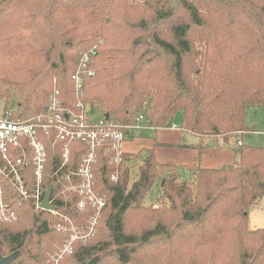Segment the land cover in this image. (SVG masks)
<instances>
[{
	"label": "trees",
	"instance_id": "obj_1",
	"mask_svg": "<svg viewBox=\"0 0 264 264\" xmlns=\"http://www.w3.org/2000/svg\"><path fill=\"white\" fill-rule=\"evenodd\" d=\"M255 1L0 0L5 112L12 108L14 119L34 116L54 87L62 107L76 110L72 76L81 56L96 48L82 102L119 125H136L143 116L154 130L182 114L184 134L224 148L248 130L247 108L264 107V0ZM45 142L43 188L51 186L55 198L60 179L77 172L89 148L71 143L60 170L64 142ZM96 153L94 190L106 199L98 234L76 243L61 264H185L168 257L178 247L187 264H264V228L250 230L248 223L249 208L264 199V147L242 144L234 165L196 170L161 163L148 148L125 152L119 164L104 147ZM29 174L34 177L33 167ZM5 200L18 220L0 221V254L12 255L9 264H54L52 256L72 236L65 218L36 211L8 186ZM74 202L55 200L57 211L87 225L94 208L82 211Z\"/></svg>",
	"mask_w": 264,
	"mask_h": 264
},
{
	"label": "rangeland",
	"instance_id": "obj_2",
	"mask_svg": "<svg viewBox=\"0 0 264 264\" xmlns=\"http://www.w3.org/2000/svg\"><path fill=\"white\" fill-rule=\"evenodd\" d=\"M260 0H256L254 4L256 6H259L261 4ZM55 89V87H54ZM51 97V95H50ZM61 100V99H60ZM51 99L49 98L48 104L45 106V108L35 114L34 116L28 117L27 119L21 118V119H14L13 114L15 111L11 108L10 110L5 112V99L0 97V118H9L15 121H20V122H27L30 125L33 126L34 130V138L35 141L38 145V148L40 152L38 151L37 147L33 144L30 138H22L21 142L17 146H9L8 151L6 153V156L2 152L0 148V153L2 155L3 161H5V164L3 166H0V208L2 206H5L8 211H13L15 213V219H11L10 221H4L0 218V221L8 223V222H15L18 220V213L14 209L13 205L11 203L6 202L5 200V195H6V186H8L11 189V195L14 196L16 199H19L20 201H27L29 199L32 200V203L34 205V208L36 211L42 210L40 208L41 202L44 198V195L48 189H44V173L46 169V163H47V141L48 139L55 137V142L57 143L59 140L56 136V133L52 131H48L42 128V125L44 123V115L47 114V109L50 105ZM104 109L100 107H93V110L89 112L88 117L92 120L94 119H103L104 117ZM6 113L8 115H6ZM182 114H179L176 116L175 120L173 121L172 125H175L176 128L172 127V125H167V127L163 128L164 130H178L181 131V124H182ZM245 126L248 128V130L241 136L235 135L232 137L229 141V144L226 147L220 148L221 150L218 151L215 155L209 157V160H215L220 157L222 162L226 161V164L222 166H232V164L236 161L239 160V141L242 142V144L246 146H255V147H264V107L257 108V107H252L249 106L246 110L245 113ZM152 131H155L154 129L152 130H143L141 134H139L140 138L135 139L133 142L125 143L124 148L129 151H133L137 154L139 150L142 148H147L152 149L156 154L157 150L159 153V159L157 160L161 163L165 164H171L175 166H180L183 167L184 162L192 163L196 162L198 163L199 160H202V156H199L197 153L198 151L195 149L191 148H196L198 146V143L200 141V138L197 137L194 134H187L185 133V137L182 140L183 144L185 146L181 147L180 145H170V144H165V145H157V146H152V142H154L153 138H151V133ZM55 134V135H54ZM239 135V134H238ZM136 136V135H134ZM143 136V137H141ZM134 139V138H133ZM130 139V140H133ZM147 140L149 141L147 143ZM213 139L212 138H205V140L201 141V146L205 145H211L208 146L209 149H218L216 145H213L211 143ZM146 143V144H145ZM175 144V143H174ZM71 145L72 144H66L64 143L63 145V152H64V162L60 168L63 169L65 164L70 158V153H71ZM147 146V147H145ZM43 148V150H42ZM188 148V149H184ZM207 148V149H208ZM182 150L184 152L182 155L178 152ZM206 149V150H207ZM205 150V149H204ZM97 154V153H96ZM202 154H205L204 152ZM87 156L84 157L83 162L77 172L71 173L70 176L67 177L66 181H63L60 179L59 182V188L57 190V194L55 198L52 199V203L55 204V200H63L65 202V205L70 203V201L75 200L74 204H72L74 207H79L82 211L88 207L94 208V214H92V218H90L89 222L85 226H76L74 222H72L69 218L63 216L61 213H59L57 210H52V211H47L52 213L55 216H58L60 218H65L66 222L68 223V226L66 230H68L72 236L71 238L63 245V247L59 248L54 255L52 256L53 258V263L54 264H61L62 259L67 253H70L71 251H65L66 248L70 245L72 242L73 236L78 235V237L81 240H77L72 243V251H74L75 244L82 242L83 244H87L90 239H92L97 233L98 229V224L100 219L103 217V211L106 206V199L103 196H100L99 194L96 193L94 190V176H93V161L90 165V170H91V192H82L81 190V185L83 182L82 178L79 175L80 169L83 167L84 160ZM195 157V159H194ZM42 158V172L41 175H37V170H38V163L39 159ZM22 159L23 163L18 164V161ZM96 160V158H95ZM11 161V162H10ZM17 161V162H16ZM139 160L135 161V165L133 166V173H132V180L134 181L137 178V173H138V167H139ZM13 162H16L17 165L16 167L18 168L19 172V177H15L14 174L11 173V167L14 165ZM134 164V162H132ZM220 166V167H222ZM33 167V176L29 174L30 168ZM47 174V173H46ZM45 174V175H46ZM117 174V173H116ZM187 177H189V173L186 174ZM117 177V175H116ZM33 178V183L30 185V179ZM76 178H78L76 180ZM75 179V180H74ZM162 184V182H161ZM156 194L157 192H154L153 196H151L149 199L146 200L145 204L149 205L150 201H154L156 199ZM98 201H102L105 205L99 208V203ZM158 206H156L157 208ZM46 211V210H42ZM249 218H248V223H249V229L250 230H257L264 228V199L259 202L258 204L252 206L249 208ZM139 224L137 222H132L130 224L131 228H138ZM179 251L177 253L176 251ZM72 253V252H71ZM169 258H172L174 260H182L185 261V264L188 263V256L186 255V250L183 247H178L175 248V255L174 257L172 255L168 256ZM12 255L10 256H3L0 254V262L11 260ZM94 261L89 262L88 264H93ZM163 262H161L162 264Z\"/></svg>",
	"mask_w": 264,
	"mask_h": 264
},
{
	"label": "built area",
	"instance_id": "obj_3",
	"mask_svg": "<svg viewBox=\"0 0 264 264\" xmlns=\"http://www.w3.org/2000/svg\"><path fill=\"white\" fill-rule=\"evenodd\" d=\"M96 56V48L86 51L81 56L78 67L72 76V82L75 86L77 97L76 110H67L62 107L60 91L55 88L50 97L51 102L47 109V114L44 115V123L42 125V128L45 130H53L56 133L58 140L66 144L80 141L88 146L89 154L85 158L83 167L79 171V175L84 182L80 186L82 192H91L92 175L90 165L95 160L98 149L104 147L108 152L114 153V161L119 164L121 162L122 155L126 152L124 145L128 140V137L131 134L138 135L145 129H152L143 116L140 117L139 122L136 125H119L110 121L105 116L103 119L94 120L88 117V114L93 110V107L91 106V110L88 111V104L80 100V95L83 88V78L90 77L94 74L89 66L91 64V60ZM172 127L176 128L175 125H172ZM33 135V126L29 123L15 121L4 117L0 118V148L5 156L8 151V147L12 145H19L22 138H30L40 152ZM239 144L242 145V142H239ZM42 160V158L39 159L37 175H41L43 167ZM16 162H13L14 165L11 167V173L14 174L15 177H19ZM22 163L23 160L20 159L18 164ZM98 203L100 209L105 205L102 201H98ZM0 218L4 221H10L11 219H15V213L13 211H8L5 206H2L0 208ZM77 240H81L78 235L73 236L72 242L65 251H72L71 245Z\"/></svg>",
	"mask_w": 264,
	"mask_h": 264
},
{
	"label": "crops",
	"instance_id": "obj_4",
	"mask_svg": "<svg viewBox=\"0 0 264 264\" xmlns=\"http://www.w3.org/2000/svg\"><path fill=\"white\" fill-rule=\"evenodd\" d=\"M146 130H152V129H146ZM141 132H140V134H141ZM187 134H189V133H187ZM139 136H140L139 134L136 135L133 140H128V141H126V143L135 141V139L140 138ZM237 136H241V134H239ZM243 136H244V134H243ZM141 137H143V136H141ZM184 137H185V134L182 131H178V130H164L163 128H159V129H157L155 131H152V133H151V138H153V140H154V142H152L151 145L152 146H157V145L170 144V145H176V146L177 145L178 146L180 145L181 147H183V146H185V144H183V142H182V140L184 139ZM201 141H203V140L200 139V141L198 143V146H196V148H191V149H193V150L196 149L198 151L197 153L199 154V156H202L201 159H203V162H201L202 160H199L198 163H196V162H192V163L184 162V165L185 166H183V167H186L188 170H196L198 168H219L220 166L226 164V161L225 162H222L221 159H220V157H218L216 159V161L215 160H213V161L212 160H209L208 159L209 157L215 155L221 149L220 148H218L217 150L216 149L215 150L214 149H209L208 148V145L203 144L204 146H202V147H204V148L200 150L198 147L201 146L200 145L201 144ZM148 142L149 141L147 140V143ZM239 142H241V141H239ZM145 147H147V146H145ZM184 149H188V148H184ZM125 151L126 152H130V153H135L133 151H129V150H126V149H125ZM178 152L181 155L184 153V152H182L181 149ZM203 152L205 154H202ZM238 153H239V150H238ZM155 156L157 158L159 157L158 150H157V154L155 153ZM194 159H195V157H194ZM235 163H236V161L232 165H234Z\"/></svg>",
	"mask_w": 264,
	"mask_h": 264
},
{
	"label": "water",
	"instance_id": "obj_5",
	"mask_svg": "<svg viewBox=\"0 0 264 264\" xmlns=\"http://www.w3.org/2000/svg\"><path fill=\"white\" fill-rule=\"evenodd\" d=\"M87 110L90 111L91 110V105H87ZM51 196H52V187L49 186L45 195H44V198H43V201H42V204H41V208L43 210H46V211H52V210H57V206L52 204L51 203ZM11 260H6V261H2L0 262V264H9Z\"/></svg>",
	"mask_w": 264,
	"mask_h": 264
}]
</instances>
